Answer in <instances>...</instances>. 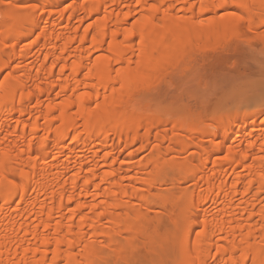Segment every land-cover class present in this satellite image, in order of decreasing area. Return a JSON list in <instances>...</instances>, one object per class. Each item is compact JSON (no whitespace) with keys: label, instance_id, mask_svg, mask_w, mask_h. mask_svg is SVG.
Wrapping results in <instances>:
<instances>
[{"label":"bare ground","instance_id":"1","mask_svg":"<svg viewBox=\"0 0 264 264\" xmlns=\"http://www.w3.org/2000/svg\"><path fill=\"white\" fill-rule=\"evenodd\" d=\"M262 27L264 0H0V264H137L139 247L156 264H264V132L249 128L264 100L224 113L230 94L201 112L142 98ZM262 72L249 88L263 98ZM169 165L194 210L158 190ZM208 198L223 207L200 219ZM180 228L179 250L158 252Z\"/></svg>","mask_w":264,"mask_h":264},{"label":"rangeland","instance_id":"2","mask_svg":"<svg viewBox=\"0 0 264 264\" xmlns=\"http://www.w3.org/2000/svg\"><path fill=\"white\" fill-rule=\"evenodd\" d=\"M24 3H25L24 5L29 4V2H24ZM22 9L24 10L25 7ZM253 33L254 32H251L252 37L254 35ZM256 33L257 32H255V34ZM260 33L262 35L264 34V27H262L260 29ZM248 37L249 36H247V38ZM254 37L252 39L256 43H253L252 40L249 38L247 39V41L246 40H244V41L240 40L239 41V39H238L237 40L238 42L234 41L236 43H233L231 45V47L228 48V50L227 49H223L221 51L215 50V52H213V53H212V51H209V52L207 51L208 55L206 54V52H204V53L200 52L201 54L198 53V54H200V56L201 55L202 56L200 58L197 54L196 57H198V60L195 58L196 61L195 60L194 61L198 62V63L193 62L194 63V64L192 63L193 67L191 65H189V67H188L189 71L185 72L186 69L182 68V70H184V71H182L184 74H180V73H182L181 68L175 69V71L179 70L178 72L176 71L177 74L175 71H173L174 73H171L167 76L165 75L166 77H164V79H162V81H160V83L155 84L156 87L153 84L154 87L150 86L151 88L148 87L146 90H144L145 92L143 93L144 96H142V98L145 97L146 101L148 100L147 102H150L149 104L152 107H154L157 110L159 109L161 111H165L166 107H167L166 110H168L170 107L173 106V109H174V107H177L178 111L179 110L183 111V109H184V111H186L187 109L188 110L194 109V112H196L200 109L199 111L201 112L202 111L201 106H203V104H206V103L208 105V108L212 109L211 106L214 105V106H218L217 107L218 110L224 109L223 110L224 113H227V112H225V110L227 108L229 110V107L227 105H230V107L232 106L230 108L232 110L235 107H237L234 104H236L238 106L240 105V108L243 106L242 109L246 108L248 112H255V111L259 110L258 108L260 107L261 102H263L264 97L262 98V94L260 93V91H259L260 95H258L259 93H255L254 91L252 92L253 93L252 94L250 92L252 89L249 87H251L250 86L251 82L257 81L258 79L261 80V78H263L262 70H264V41H263L264 36H262L263 38L262 37L254 38ZM244 39H246V38H244ZM248 40H250V41H248ZM245 42H247V43H245ZM248 42H251V43H248ZM255 45H256V47H255ZM188 68H187V70H188ZM169 76H171L172 78L174 77L173 82H172L171 77L169 79ZM168 79H169V81H168ZM226 94L231 95V96L228 95L229 96L228 99H230V98L233 99L232 100L233 103L231 101L228 102V100H227V102L225 101L226 105L223 106L224 101H222L221 105L224 108L219 109V104H220L219 102L221 99H223V98L225 99L224 96H226ZM255 94H257L256 97L258 96L257 97L258 100H256L257 102L252 100V98L255 97L254 96ZM145 95H149L150 97L149 96L146 97ZM263 95H264V92H263ZM226 99H227V97H226ZM234 99H235V101H234ZM260 99H262L261 102H260ZM234 102H236V103H234ZM209 103H211V104H209ZM207 105H204L202 107V109L205 107L204 110L207 111V109H208V108H206ZM209 105H210V107H209ZM222 110H220V111H222ZM222 114H223V112H222ZM260 117L262 118L264 116L262 115ZM260 117H258V118H260ZM209 120H208V122L214 123V121L212 119L210 121ZM238 124H239V121L235 122L231 126V129H229V131L236 128L238 126ZM249 128H253L252 130H255L256 128L257 129L261 128L262 132H264V123H262L261 125H253ZM229 131H227V132L229 133ZM6 132H7V130H5L3 132V134H5ZM227 132L225 134H227ZM244 134H246L245 131L242 132L241 135H239L237 137V140H236L237 143H239L241 138L245 136ZM263 134L261 133L258 137H263ZM256 138L257 137H253V139H256ZM202 139L203 140L207 139V136H202ZM220 140H223V137H218L216 139V141H220ZM201 142H203V141H201ZM143 151H145V152L140 153L139 158H143V156H145V154L148 152L147 150H143ZM188 154L191 155L190 153H188ZM188 154H185V155L183 154L181 159H184L185 158L184 156H188ZM172 165H173V163H172ZM176 169H177V167L175 168V166L173 167V166L169 165V168L167 169V172L169 175V181H168V183H165L164 185L159 187L158 190L160 192H177L173 196V201L175 203V206L177 207L176 209H179V210L184 211V212L185 211L186 212L192 211L195 209L197 202L191 204L187 200V193L189 192L188 190H191L190 181H188V182L185 181L187 183H183V181L181 180L183 184H181V185L177 184L178 187H175L176 184L174 185V183H175L174 178L175 177L177 178L179 176L178 177L179 179L180 178L183 179V176H182L183 174L181 175V173H179ZM211 198H213V197H211ZM211 198H208L207 200L203 201V204L201 205V207L199 209V212L201 213L200 219H202L203 216L211 217L212 215H215L217 212H219L220 208L223 207V203H221V202L212 204L210 202ZM214 198L217 199V197H214ZM157 207L158 208H155V210H152V211L158 212L156 214V216H157V219L159 220L158 221L159 227L163 232L168 233V231L170 232V230H171L170 227L173 225L170 223L171 212L169 210H167V208L165 209L164 207L163 208H160L159 206H157ZM152 209H153V207H152ZM153 213H154L153 215H155L156 212H153ZM156 216H155V218H156ZM257 217L258 216H256V219H257ZM182 219H184V222H185V221H187L188 218L183 217ZM201 227H202V224H200L199 228L201 229ZM182 228H180V230L178 229V231H175L176 233L173 234L174 235L173 237L172 236L169 237L170 239L168 237L166 239L165 235L163 236V234H160L163 237H160L158 235L157 238L159 241H157V242H159L158 245H160V248H158V246H157V248H158L157 251L161 252V248H163L166 250L168 249V251H171V252H175V251L177 252L179 250V246L181 243L180 241L185 236V230ZM168 235H171V234H168ZM124 240H125V238H123L121 236L120 241L123 242ZM192 241L193 240L190 241L191 244L193 243ZM160 243H163V244H160ZM140 248L141 247H139V249L137 248V250L135 249L136 251L133 250L134 253H136V257H134V259H136V263L137 264H156V259L151 257L150 255L147 256V254H148L147 251L145 249H140ZM132 256H135V255L132 253ZM178 257H176L172 260V264L173 263L174 264H181V260ZM119 263L121 264V262H119ZM110 264H115V263H113V262L111 263V261H110Z\"/></svg>","mask_w":264,"mask_h":264}]
</instances>
